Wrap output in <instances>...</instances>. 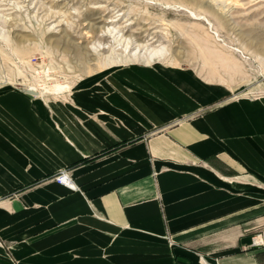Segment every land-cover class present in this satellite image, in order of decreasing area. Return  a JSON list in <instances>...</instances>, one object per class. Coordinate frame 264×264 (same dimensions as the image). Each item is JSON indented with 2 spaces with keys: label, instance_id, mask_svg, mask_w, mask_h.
Segmentation results:
<instances>
[{
  "label": "crops",
  "instance_id": "1",
  "mask_svg": "<svg viewBox=\"0 0 264 264\" xmlns=\"http://www.w3.org/2000/svg\"><path fill=\"white\" fill-rule=\"evenodd\" d=\"M68 94L0 89V239L17 264H264L249 247L264 226V99L185 119L229 92L159 61ZM61 170L72 188L49 180Z\"/></svg>",
  "mask_w": 264,
  "mask_h": 264
},
{
  "label": "rangeland",
  "instance_id": "2",
  "mask_svg": "<svg viewBox=\"0 0 264 264\" xmlns=\"http://www.w3.org/2000/svg\"><path fill=\"white\" fill-rule=\"evenodd\" d=\"M154 50L163 52L149 59ZM154 61L229 92L185 119L264 99V0H0V89L68 101L86 75ZM247 184L261 188L250 178ZM249 247L264 249V226L253 230ZM0 250V264H17L11 243L0 239Z\"/></svg>",
  "mask_w": 264,
  "mask_h": 264
},
{
  "label": "built area",
  "instance_id": "3",
  "mask_svg": "<svg viewBox=\"0 0 264 264\" xmlns=\"http://www.w3.org/2000/svg\"><path fill=\"white\" fill-rule=\"evenodd\" d=\"M53 181L58 185H62L67 188H72V184L69 179L68 173L65 170H62L56 175H54Z\"/></svg>",
  "mask_w": 264,
  "mask_h": 264
},
{
  "label": "bare ground",
  "instance_id": "4",
  "mask_svg": "<svg viewBox=\"0 0 264 264\" xmlns=\"http://www.w3.org/2000/svg\"><path fill=\"white\" fill-rule=\"evenodd\" d=\"M163 50H154L150 52L149 59L155 58L157 56H160L162 54Z\"/></svg>",
  "mask_w": 264,
  "mask_h": 264
},
{
  "label": "water",
  "instance_id": "5",
  "mask_svg": "<svg viewBox=\"0 0 264 264\" xmlns=\"http://www.w3.org/2000/svg\"><path fill=\"white\" fill-rule=\"evenodd\" d=\"M23 91L29 95H35V93L31 90L24 89Z\"/></svg>",
  "mask_w": 264,
  "mask_h": 264
}]
</instances>
